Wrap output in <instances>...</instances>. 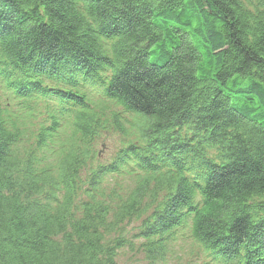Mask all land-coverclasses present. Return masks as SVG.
Returning <instances> with one entry per match:
<instances>
[{"label":"trees","instance_id":"trees-1","mask_svg":"<svg viewBox=\"0 0 264 264\" xmlns=\"http://www.w3.org/2000/svg\"><path fill=\"white\" fill-rule=\"evenodd\" d=\"M129 245L264 264V0H0V264Z\"/></svg>","mask_w":264,"mask_h":264},{"label":"rangeland","instance_id":"rangeland-1","mask_svg":"<svg viewBox=\"0 0 264 264\" xmlns=\"http://www.w3.org/2000/svg\"><path fill=\"white\" fill-rule=\"evenodd\" d=\"M104 103H107V102H104ZM101 118H102V120H101V123H102L103 120L108 122L110 117L107 118V114H106V115L102 116ZM128 123L130 124L131 122H128ZM40 124H42V119L39 116L36 119L32 120L30 128H28L29 131L31 133H34V135H36V133L40 127ZM25 130H26V128H25ZM130 132L132 133L133 131H130ZM118 134H117V132H114V130L112 128L106 129L101 134V136L99 137L100 141L97 142V144H98L97 146L99 148L101 147V143H102V148L96 149L95 151L94 150L93 151L95 153H99V152L104 151V150L106 151V149H107V151L112 156H115L118 152L117 150L122 146L123 136L121 133H118ZM120 137H122V138L120 139ZM26 138L27 137L23 138V141L25 144V146H23V147L30 148L31 143L28 144V142L26 141ZM128 140H129V143H128L127 147L130 145V142L139 141L137 136H135V135L129 137ZM103 144H105L106 146ZM140 144H141V142H140ZM79 145L81 146V144H79ZM124 146H125V144L121 148L124 149L123 148ZM55 147L58 148L57 145ZM135 149H138V148L135 147ZM35 152L36 153L39 152L42 155L44 154V150H39L37 147L35 148ZM47 152L52 154V152L50 150H47ZM48 153H45L43 156H47L49 158L50 155ZM117 156H118V154L115 157H117ZM100 162L101 161H99V163ZM86 175H87V171H83L82 175L78 176L77 179H79V180L82 179L85 182H87L88 180L86 178ZM128 182H129V180L127 181V183ZM114 184H115L114 180H113V182H111V181L106 182L104 184V188L111 190V188L114 186ZM138 223L139 222H132V223L124 226L123 235H126L128 240L131 241V239H132L131 234L132 233L134 234L137 232L134 228L138 225ZM120 234L122 235V232ZM134 242L138 243L139 241H134ZM173 252H174V255H172V257L168 258L167 263H159V264H177L175 262L177 259L181 264H190V263L193 264L194 262L196 263V262L200 261L199 259L197 260V258H196V252H197L196 249H194V251H193L192 249H190L189 246H184L183 249L179 253H178V250L174 248ZM197 255H198V253H197ZM116 260H117V264H149L145 260V256L143 255V253L135 245H129L128 247L126 246L123 249H121L118 252V257Z\"/></svg>","mask_w":264,"mask_h":264},{"label":"bare ground","instance_id":"bare-ground-1","mask_svg":"<svg viewBox=\"0 0 264 264\" xmlns=\"http://www.w3.org/2000/svg\"><path fill=\"white\" fill-rule=\"evenodd\" d=\"M109 122H111V120H109ZM128 138L129 137H125L124 139H123V144H125V146H127L128 145V143H129V140H128ZM28 142H30V143H32V144H39V140H37V139H35V138H33V137H27V139H26ZM134 143H135V141H134ZM142 145H143V147H145L147 144L144 142H142ZM26 149V152H28L29 151V148H25ZM139 153H141V152H139Z\"/></svg>","mask_w":264,"mask_h":264}]
</instances>
